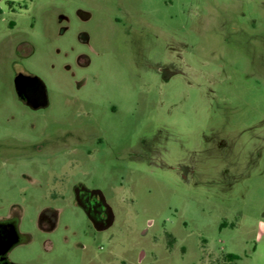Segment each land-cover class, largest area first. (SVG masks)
<instances>
[{"label":"rangeland","instance_id":"rangeland-1","mask_svg":"<svg viewBox=\"0 0 264 264\" xmlns=\"http://www.w3.org/2000/svg\"><path fill=\"white\" fill-rule=\"evenodd\" d=\"M8 2L0 218L20 215L32 239L10 259L264 264V0ZM24 72L46 85V109L19 99ZM77 181L107 198L109 231L74 205ZM46 209L59 211L53 232Z\"/></svg>","mask_w":264,"mask_h":264},{"label":"flooded vegetation","instance_id":"flooded-vegetation-1","mask_svg":"<svg viewBox=\"0 0 264 264\" xmlns=\"http://www.w3.org/2000/svg\"><path fill=\"white\" fill-rule=\"evenodd\" d=\"M12 0L8 2L11 5ZM83 17L82 15H80ZM67 32V28L62 31V35ZM78 40L81 44H87L88 34L86 32H79ZM91 61L86 54H80L78 59V64L81 67H88ZM25 77H36L29 72H24L17 74L16 79L19 76ZM46 87V85H45ZM16 88V85H15ZM29 88V87H28ZM30 94L34 101H30L27 93L23 91L19 93L16 88L19 99L32 111H39L46 109L49 106V96L46 87L47 102L45 106H41L38 99L39 93H37V87L31 85L29 88ZM33 104L31 105V103ZM58 182V180H54ZM61 184L64 183L60 180ZM64 189L60 188L59 191ZM67 189H65L66 191ZM70 193L73 198L74 205L84 214L86 220L89 222L90 226L96 233H103L109 231L115 222L114 211L108 202L107 198L104 196L103 192L97 188L88 187L87 184L81 181L72 183L70 187ZM59 218V211L53 209H46L42 211L40 216V226L46 232H53L57 228ZM20 225V215H14L13 217L0 218V264H16L10 259L11 252L23 243L30 242L31 236L29 234L23 233L19 229ZM17 238L16 243L9 246L14 238ZM9 246V248H8ZM7 248V250H5Z\"/></svg>","mask_w":264,"mask_h":264},{"label":"water","instance_id":"water-1","mask_svg":"<svg viewBox=\"0 0 264 264\" xmlns=\"http://www.w3.org/2000/svg\"><path fill=\"white\" fill-rule=\"evenodd\" d=\"M15 85H16L17 91H19V93L23 91L24 93H27V96L29 94L28 98L30 101H34V99H32V97H31L29 88L31 85H35L37 87V93H39V96H40L38 99L40 105L41 106L46 105V102H47L46 87H45V84L43 83V81L41 79H39L38 77H25V76L21 75L16 79ZM32 104H33V102L31 103V105ZM16 241H17V238L15 237L14 241L9 246L16 243ZM9 246H8V248H9ZM5 250H7V248Z\"/></svg>","mask_w":264,"mask_h":264},{"label":"trees","instance_id":"trees-1","mask_svg":"<svg viewBox=\"0 0 264 264\" xmlns=\"http://www.w3.org/2000/svg\"><path fill=\"white\" fill-rule=\"evenodd\" d=\"M226 260L228 261L229 264H234V262L238 260V257L235 255H228L226 257Z\"/></svg>","mask_w":264,"mask_h":264}]
</instances>
